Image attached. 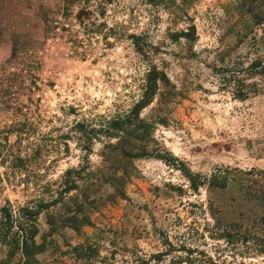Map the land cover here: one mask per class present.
<instances>
[{
	"label": "rangeland",
	"instance_id": "1",
	"mask_svg": "<svg viewBox=\"0 0 264 264\" xmlns=\"http://www.w3.org/2000/svg\"><path fill=\"white\" fill-rule=\"evenodd\" d=\"M237 1L113 0L119 36L77 52L47 31L63 0H0V264H26L22 209L57 198L63 175L82 165L78 188L39 209L29 264H186L188 249L200 264H264V20ZM193 27L192 38L171 35ZM152 67L167 82L124 148L147 154L117 151L106 163L117 138L105 133L83 150L73 125L127 113Z\"/></svg>",
	"mask_w": 264,
	"mask_h": 264
},
{
	"label": "trees",
	"instance_id": "2",
	"mask_svg": "<svg viewBox=\"0 0 264 264\" xmlns=\"http://www.w3.org/2000/svg\"><path fill=\"white\" fill-rule=\"evenodd\" d=\"M147 3L153 6H163L168 8L169 6L180 8V5L177 3V0H145ZM183 1V6L188 5L192 0H181ZM248 1H251L252 6L249 8V12L251 14V19L254 24H259L261 20H264V0H238L237 2L242 4H247ZM113 3V0H63V6L60 11L57 12V15L60 17L58 19L50 20L47 19V31L54 34L57 39L60 41L69 44L70 47L74 50L79 52L80 49L86 48L89 44L94 42V39H100V36L105 39V44L107 46L112 45L110 38L117 35L118 29L117 26L109 25L108 21V14H109V5ZM178 4V5H177ZM257 8L259 13H253ZM261 12V13H260ZM192 28V32H176L172 33L171 35L174 36H182L185 35L186 37L192 38L194 31ZM196 30V29H195ZM144 35V34H143ZM129 38L134 40V43L137 45L138 40L141 39V35L139 34H130L128 35ZM146 48L145 45L140 44L138 46L139 50H144ZM83 52V51H82ZM17 55V52H16ZM159 81L167 82V76L164 71L159 70L158 68L152 67L145 80L144 84V91L141 95L140 99L134 103V105L127 111V113L122 115H117L115 117L110 118L109 120L101 121L100 126L97 127L89 122L85 121H78L76 122L73 127L71 128V133L76 135L80 141L83 142L82 149L86 152L90 150V143L95 139H99L101 136L100 134L105 133L109 135V137L117 138V142L115 144L110 143L106 145L105 150L102 152V156L104 157V161L107 163L112 160L111 155L116 154L117 151H123V156H127L128 158H134L138 156L146 155L147 153L144 151H134V146L132 145V149L130 151H126L125 146L128 142V139H137V131L143 124H147L144 119L140 118L141 109L144 105H147L148 101L152 99L153 95L156 94L157 90L159 89ZM136 122V126L132 129L131 126ZM69 139V135H66ZM68 144V143H67ZM65 143V146H67ZM132 144V143H130ZM124 146V147H123ZM116 157V156H115ZM84 162V161H83ZM120 163V162H118ZM114 164V163H113ZM120 165H114V167H109L111 170L115 168V171L120 168ZM85 170V166H79L78 169H69L63 175L64 181H62L59 189L57 191V198H54L52 201H43L38 205L39 209L47 208L49 206H54L58 202L65 199V195L70 193L71 190L78 188L79 180H80V173H83ZM117 172V171H116ZM115 172V174H117ZM88 177L95 176V173L89 172L87 174ZM104 176V175H103ZM103 176L101 178H103ZM114 179V177H112ZM116 178V177H115ZM110 182L114 184L116 191L119 195H124L125 193V183L119 182V179H114ZM108 180V179H107ZM119 180V181H118ZM109 182V181H108ZM69 199V198H68ZM38 210H30L29 207L23 208L22 211L24 212V218L19 219V229L22 233L25 258H28L26 264H29L28 261L32 258V244L33 239L35 237V227L34 221L37 218ZM76 215V214H75ZM75 216H71L68 220V224L74 220ZM12 213L8 210L6 213V220L5 223L6 232H9L14 226V220ZM19 233V232H18ZM251 233L245 232L244 233V240L247 241L250 239ZM3 241L7 242V234L3 235ZM221 236H226L229 238V241L235 240V235L226 229ZM257 239V237H255ZM264 241V239H262ZM19 239L12 240V243H16L18 245ZM174 249L172 247L170 249L171 252ZM264 250L262 251V253ZM167 253H161L159 256L166 255ZM192 250L188 249V255L186 257V264H200V260L191 257ZM158 257V255H157ZM180 258V257H179ZM177 260V259H176ZM183 259H179L178 261L172 260V264H181L183 263ZM185 262V261H184ZM143 264H147L143 262ZM210 264H216L214 262Z\"/></svg>",
	"mask_w": 264,
	"mask_h": 264
}]
</instances>
